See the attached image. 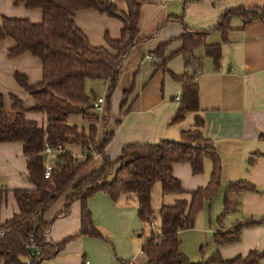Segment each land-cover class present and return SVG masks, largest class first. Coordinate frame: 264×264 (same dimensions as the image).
<instances>
[{
	"label": "crops",
	"instance_id": "1",
	"mask_svg": "<svg viewBox=\"0 0 264 264\" xmlns=\"http://www.w3.org/2000/svg\"><path fill=\"white\" fill-rule=\"evenodd\" d=\"M103 1L114 2L125 10L123 0ZM137 1L140 3L139 41L123 59L110 99L107 100L110 81H85L86 95L104 99V109L109 107L106 124L102 123L104 114L98 115L97 141L105 133L112 134L105 148V155L111 162L118 160L122 149L128 145L179 141L181 132L193 129L194 114L188 113L181 122L173 123L172 120L179 108L185 86L183 80L195 77L199 115L203 121L202 134L221 161L220 187L212 198L217 197L216 208L221 204L222 197L224 208L229 185L245 182L253 187L251 191L228 196L232 211L221 222H218L221 216L217 219V227L212 231L211 252L217 251L224 260L246 257L251 252L263 254L264 140L261 136L264 134V23L252 21L244 24L240 17L234 16L224 34L217 30V25L227 11L237 8L264 9V0ZM42 18L38 9H27L24 4L15 5L14 0H0V26L3 19L29 20L40 24ZM73 22L90 46L95 48L105 47L106 35L111 40H118L123 28L118 19L91 9L76 12ZM186 30L204 34L201 45L189 56L180 53ZM214 45L220 46L218 69L213 60L205 55V46ZM13 46L11 39L0 41V94L4 109L10 110L15 98L26 110V119L42 127L43 116L30 112L35 105L34 100L14 79L17 73L25 76L29 85H38L42 81V64L29 53L10 59L8 50ZM148 56L152 60H147ZM189 57L192 63L188 66L186 59ZM176 97H179L178 101ZM75 148L77 145L64 146L65 151L76 158L79 156L82 161L83 152L75 155ZM250 160H254L251 161L253 164ZM55 162L56 158L53 166ZM101 166L102 158L94 156L78 179L98 171ZM211 170V161L205 160L200 175H193L189 164L173 165L172 175L180 182L183 191L191 192L208 184ZM26 178V160L21 145L0 144V188L8 191L0 204V226L18 214L13 192L33 189ZM71 194L70 187L43 217L44 222L50 224L46 240L53 244L66 243L53 260L41 264H112V254L106 244L80 235L82 203L73 202L68 212L62 214L66 199ZM163 197V206L188 200L182 195ZM85 206L97 231L112 236L115 233L123 239L131 232H137L138 226L133 224V218L138 219L135 200L123 196L114 202L106 194L98 192L86 201ZM240 224L249 225L242 229L238 242L221 247L214 244L216 233L230 231ZM98 239L106 240L104 237ZM260 264H264V257Z\"/></svg>",
	"mask_w": 264,
	"mask_h": 264
},
{
	"label": "trees",
	"instance_id": "2",
	"mask_svg": "<svg viewBox=\"0 0 264 264\" xmlns=\"http://www.w3.org/2000/svg\"><path fill=\"white\" fill-rule=\"evenodd\" d=\"M123 2L125 10H121L114 2L103 0H14L15 5L24 4L27 9L40 10L42 22L33 24L21 19L2 21L0 41L11 39L14 42V46L8 50V57L14 59L29 53L42 64V81L38 85H29L27 78L17 73L14 79L34 100L35 105L30 112L42 115L44 124L39 127L37 123L28 121L26 110L15 98L12 108L4 109L0 94V144L21 145L26 160V179L33 186L32 190L13 192L18 214L0 226V264H41L56 257L66 242L53 244L46 240L50 224L45 223L43 217L70 187L72 194L66 199L62 214L68 212L73 202L80 201V235L102 238L92 223L90 212L85 206L86 201L98 192L106 194L114 202L125 196L136 201L140 222L151 224V191L156 183L160 184L163 195H182L187 196L188 200H178L173 205L161 207L158 212L159 232L151 233L141 249L145 264H260L264 253L251 252L246 257L224 260L216 251L207 261L191 263L180 252L179 234L194 228L199 212L218 192L221 177L220 158L202 134L203 121L199 115L195 77L183 80L185 86L179 108L172 120L173 123L181 122L188 113L194 114L193 129L181 132L179 141L128 145L122 149L115 162H111L105 155L112 134L105 133L97 141L99 116L93 109L97 99L86 95L85 81H110L107 91L109 100L117 85L123 59L139 41L140 3L137 0ZM88 9L118 19L123 25L120 38L111 40L106 35L105 47L90 46L73 22L76 12ZM234 16L240 17L244 24L252 21L264 23V9L237 8L224 14L217 30L224 34ZM203 35L186 30L180 53L191 55L201 45ZM205 55L213 60L218 69L220 46H205ZM186 60L189 66L192 63L191 57ZM108 113L109 107H106L102 118L104 124L108 121ZM75 116L82 118L87 129L79 131L75 126L67 124L68 119ZM261 139L264 140V134ZM58 144L63 147H81L83 160L80 161L68 151L59 154L50 179L46 180L44 148L45 145ZM94 156L102 158L101 168L78 179ZM205 160L212 163L208 184L195 191H183L180 182L172 175L173 165L189 164L192 174L196 176L202 174ZM251 161L254 160H250L253 164ZM111 172L114 177L108 182L107 177ZM252 189L245 182L229 185L218 222L232 211V203L228 200L231 193L240 194ZM7 193L6 189L0 188V204ZM247 225L240 224L230 231L216 233L214 244L221 247L238 242L242 229Z\"/></svg>",
	"mask_w": 264,
	"mask_h": 264
},
{
	"label": "rangeland",
	"instance_id": "3",
	"mask_svg": "<svg viewBox=\"0 0 264 264\" xmlns=\"http://www.w3.org/2000/svg\"><path fill=\"white\" fill-rule=\"evenodd\" d=\"M67 124L72 127H76L79 131L82 128L87 129L85 122L80 116L70 117ZM69 147V145H67ZM75 155L82 152L81 147L73 149ZM79 153V154H80ZM81 155V154H80ZM79 158V156H77ZM114 175H109L107 181L113 180ZM215 199L212 200L209 207L203 208L195 221L194 228L191 230L183 231L179 234L180 240V252L185 255V257L191 263H202L207 261L212 255V231L217 227V219L221 216L223 211V201L222 197L221 204L216 208ZM165 198L161 191V186L156 183L151 191V209H152V223L156 225L153 228L151 224H141L139 220L135 218L134 223L138 226L136 233H130L126 235L125 238H119L115 233L114 237L109 234H101L106 240H101L98 238H90L93 242H98L106 244L111 251L112 264H122V263H133V264H145V258L141 253L142 246L150 238L151 233L159 232V216L158 212L164 205ZM123 239V240H122ZM129 240V242H128ZM134 257L133 260H131Z\"/></svg>",
	"mask_w": 264,
	"mask_h": 264
},
{
	"label": "built area",
	"instance_id": "4",
	"mask_svg": "<svg viewBox=\"0 0 264 264\" xmlns=\"http://www.w3.org/2000/svg\"><path fill=\"white\" fill-rule=\"evenodd\" d=\"M182 1V0H179ZM147 60H152L151 57H146ZM198 74V73H197ZM176 101L179 100V97H176L175 99ZM93 109L94 112L96 114H98L99 116H102L105 112L104 109V99L100 98L97 99L96 102L93 103ZM64 147L61 144H58L56 146H49V145H45L44 148V152H43V158H44V168H45V172H44V179L49 180L50 179V175H51V171L53 169V160H55V158H57V156L59 154L64 153ZM151 226L153 228H156V225L154 223H151ZM2 235V233H0V236ZM32 242V239H30V243ZM87 264V263H86ZM127 264H133V263H127Z\"/></svg>",
	"mask_w": 264,
	"mask_h": 264
}]
</instances>
